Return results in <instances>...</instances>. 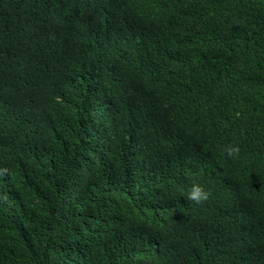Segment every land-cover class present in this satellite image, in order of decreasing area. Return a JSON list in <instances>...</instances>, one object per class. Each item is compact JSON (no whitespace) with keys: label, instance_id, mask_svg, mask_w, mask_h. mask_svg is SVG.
I'll return each instance as SVG.
<instances>
[{"label":"trees","instance_id":"16d2710c","mask_svg":"<svg viewBox=\"0 0 264 264\" xmlns=\"http://www.w3.org/2000/svg\"><path fill=\"white\" fill-rule=\"evenodd\" d=\"M0 172V264H264V0H0Z\"/></svg>","mask_w":264,"mask_h":264},{"label":"clouds","instance_id":"9594fccd","mask_svg":"<svg viewBox=\"0 0 264 264\" xmlns=\"http://www.w3.org/2000/svg\"><path fill=\"white\" fill-rule=\"evenodd\" d=\"M227 155L232 158H237L240 153V147L238 144H234L228 146L226 148ZM6 173L0 172V175H4ZM209 192L204 189L203 186L199 184H194L189 189L187 199L193 201L196 204H202L209 199Z\"/></svg>","mask_w":264,"mask_h":264}]
</instances>
